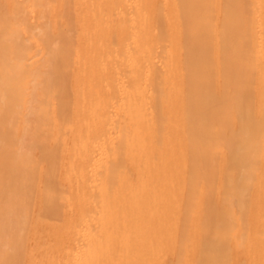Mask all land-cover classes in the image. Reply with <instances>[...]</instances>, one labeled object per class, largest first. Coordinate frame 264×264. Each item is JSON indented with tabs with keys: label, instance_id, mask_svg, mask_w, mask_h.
Instances as JSON below:
<instances>
[{
	"label": "bare ground",
	"instance_id": "1",
	"mask_svg": "<svg viewBox=\"0 0 264 264\" xmlns=\"http://www.w3.org/2000/svg\"><path fill=\"white\" fill-rule=\"evenodd\" d=\"M0 264H264V0H0Z\"/></svg>",
	"mask_w": 264,
	"mask_h": 264
}]
</instances>
